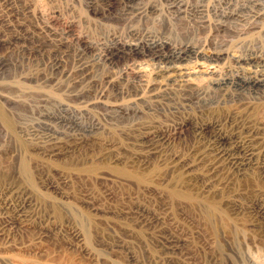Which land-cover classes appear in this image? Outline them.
<instances>
[{"label":"rangeland","instance_id":"rangeland-1","mask_svg":"<svg viewBox=\"0 0 264 264\" xmlns=\"http://www.w3.org/2000/svg\"><path fill=\"white\" fill-rule=\"evenodd\" d=\"M10 1L23 13L31 10L20 16L29 23L20 28L25 35L47 24L62 31L71 20L75 33L94 34L84 22L86 0ZM233 8L264 13V0H234ZM250 39L264 57V34ZM19 42L0 43V264H264V177L216 163L195 130L204 120L227 125V117L246 115L237 101L209 96L169 141L143 142L136 126L109 119L101 105L80 113L82 103L43 79L51 70L47 57ZM142 69L153 75L150 66ZM211 70L184 68L182 78L205 83ZM67 104L84 114L83 125H58ZM254 112L264 125V104ZM161 113L140 121L166 124L171 112ZM92 117L98 128L86 124ZM44 120L59 132L55 143L30 134Z\"/></svg>","mask_w":264,"mask_h":264},{"label":"bare ground","instance_id":"bare-ground-1","mask_svg":"<svg viewBox=\"0 0 264 264\" xmlns=\"http://www.w3.org/2000/svg\"><path fill=\"white\" fill-rule=\"evenodd\" d=\"M85 3L91 18L84 22L87 26L90 22L94 25L92 37L84 31L75 33L72 20L64 24L62 31L47 24L40 30L37 27L38 32L33 29L36 36H31L32 33L23 34L21 29L29 23L20 17H27L31 10L23 13L5 0L0 9V43L18 45L23 41L24 47L33 44L29 48L49 61L50 73H41L45 82L66 90L74 99L71 100L82 103L86 108L78 109L80 113L88 115L91 108L101 105L106 111L102 113L109 119L128 123L121 127L136 126L143 142L169 141L173 130L189 123L188 113L193 112L190 109L212 95L219 101L223 98L237 101L246 115L241 112L237 117H227L224 121L227 125L221 119L204 120L195 126L197 137L205 140L216 163L238 172L255 169L264 177V125L251 116L264 104V57L250 39L256 33L264 34V13L234 9V0H218L215 4L210 0H86ZM233 22H244V28L235 29ZM208 32L209 37L204 39ZM35 37H40L39 41H34ZM229 51L235 52L233 59ZM70 58L74 60L72 66L68 65ZM226 59L229 61L225 62ZM146 66L152 68L153 75L142 72ZM198 67L207 72L214 69L209 72V81L196 84L182 78L184 68ZM62 81L66 83L62 85ZM72 107L63 105L66 114L57 118L59 126L83 125L85 121L82 123L80 117L84 114L78 117V113L73 114L77 109ZM164 109L171 112L166 124L156 119L149 123L140 121L146 116L157 118ZM43 118L52 117L44 114ZM45 120L30 134L46 143H55L59 132ZM97 121L92 117L86 124L95 129L100 126ZM40 127L46 130L37 129ZM17 211L21 212L22 207L18 206Z\"/></svg>","mask_w":264,"mask_h":264}]
</instances>
